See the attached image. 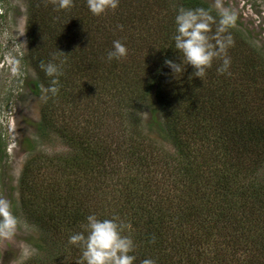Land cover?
Masks as SVG:
<instances>
[{
	"label": "trees",
	"instance_id": "1",
	"mask_svg": "<svg viewBox=\"0 0 264 264\" xmlns=\"http://www.w3.org/2000/svg\"><path fill=\"white\" fill-rule=\"evenodd\" d=\"M23 1L35 93L48 95L38 130L70 151L64 162L40 165L31 158L24 165L21 210L41 235L35 245L40 256L25 264H78L82 248L69 237L87 234L90 214L122 224V234L133 240L134 264L146 258L156 264H264L262 58L236 40L227 53L234 57L237 46L239 57L228 73L217 71L216 57L202 78L190 65L174 76L164 62L183 59L172 39L180 7L208 11L214 42L220 18L201 0H119L100 16L90 13L86 0L64 10L52 0ZM149 7L158 9L155 17ZM141 31L156 36L154 45ZM233 33L231 26L225 35ZM114 40L128 53L108 61ZM54 56L63 74L52 96L41 64ZM237 64L241 73L233 72ZM237 79L246 93L238 92ZM144 103L149 129L174 155L164 156L141 135ZM130 130L139 138L126 144L121 137Z\"/></svg>",
	"mask_w": 264,
	"mask_h": 264
},
{
	"label": "rangeland",
	"instance_id": "2",
	"mask_svg": "<svg viewBox=\"0 0 264 264\" xmlns=\"http://www.w3.org/2000/svg\"><path fill=\"white\" fill-rule=\"evenodd\" d=\"M201 1L207 3L219 18L223 9L235 12L236 21L232 26L238 35L233 33L232 47L236 45L237 40L250 52H255L258 58H262L264 64V0ZM149 8L148 11L152 9V15L155 17L158 9ZM26 12L27 7L23 0H0V199L9 201L10 211L18 221L12 238L0 237V264H25L39 255L35 245L40 241L41 235L38 228L26 219L21 210L19 179L24 165L31 158H37L40 165L47 159L55 161L59 159L60 162H64L65 155L70 152L54 134L49 132L47 135L46 133L40 135L38 130L45 93L42 90L35 93L36 74L27 57ZM147 26L148 22L145 24V27ZM215 29L213 26L212 30ZM140 34L144 38L147 36L150 45H154L155 35H145L143 31ZM232 51L234 57L226 53L230 58V64L233 58L239 57L237 46ZM222 60L223 57L220 56L218 62L220 61L221 65ZM233 63L236 64V61ZM233 66L234 73L243 71L240 65ZM242 81L237 79L234 85L238 92L246 93L245 83ZM246 97L240 96L242 99ZM140 108L138 114L141 119L137 126L139 125L141 135L144 139L152 141L164 156L174 155L173 148L161 141L155 131L149 129V105L144 103ZM137 138L139 137L133 130L128 131L125 137H121L124 142ZM129 143L130 141L126 142ZM38 212L39 209H36L33 213L37 215Z\"/></svg>",
	"mask_w": 264,
	"mask_h": 264
},
{
	"label": "clouds",
	"instance_id": "3",
	"mask_svg": "<svg viewBox=\"0 0 264 264\" xmlns=\"http://www.w3.org/2000/svg\"><path fill=\"white\" fill-rule=\"evenodd\" d=\"M57 10H64L73 6V0H52ZM90 13L100 16L107 11L115 10L119 0H86ZM236 14L223 9L213 39L208 33L211 31L214 18L203 8L186 9L180 7L174 18L175 34L173 36L175 49L182 54L179 63L165 60V64L172 70L174 76L184 72L185 65H190L194 71L193 76L202 78L206 70L212 66L213 59L223 57L222 65L217 69L221 74L227 72L230 58L226 55L227 49L234 43L227 29L235 24ZM119 27V26H118ZM60 52V51H59ZM62 53V52H61ZM128 49L120 41L114 40L108 50L106 58L121 60L127 56ZM49 61L41 64L46 76L51 77L50 86L46 93L55 96L59 91V77L63 74L60 64ZM62 63V62H61ZM48 99V95L44 96ZM86 235L77 232L69 237V243L82 248L81 260L78 264H134L133 240L130 236L122 234L123 226L116 219H97L95 214L86 217ZM17 217L10 211L7 199H0V237L10 239L17 227ZM141 264H156L151 258L144 259Z\"/></svg>",
	"mask_w": 264,
	"mask_h": 264
}]
</instances>
